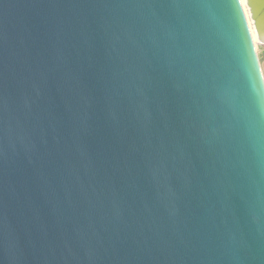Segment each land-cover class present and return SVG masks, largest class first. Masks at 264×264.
Instances as JSON below:
<instances>
[{
	"label": "water",
	"instance_id": "obj_1",
	"mask_svg": "<svg viewBox=\"0 0 264 264\" xmlns=\"http://www.w3.org/2000/svg\"><path fill=\"white\" fill-rule=\"evenodd\" d=\"M0 264H264L241 0H0Z\"/></svg>",
	"mask_w": 264,
	"mask_h": 264
},
{
	"label": "rangeland",
	"instance_id": "obj_2",
	"mask_svg": "<svg viewBox=\"0 0 264 264\" xmlns=\"http://www.w3.org/2000/svg\"><path fill=\"white\" fill-rule=\"evenodd\" d=\"M241 2L243 4L248 19L252 37L255 43L256 51L259 56L261 54L262 48L264 47V39L261 36L260 28L258 25L257 18L255 16L253 6L251 4V0H241Z\"/></svg>",
	"mask_w": 264,
	"mask_h": 264
},
{
	"label": "bare ground",
	"instance_id": "obj_3",
	"mask_svg": "<svg viewBox=\"0 0 264 264\" xmlns=\"http://www.w3.org/2000/svg\"><path fill=\"white\" fill-rule=\"evenodd\" d=\"M252 4H253V7H254V11L256 13L259 12V15H260V9H259V5H258V2L257 0H251ZM262 35V38L264 39V33L261 34Z\"/></svg>",
	"mask_w": 264,
	"mask_h": 264
},
{
	"label": "crops",
	"instance_id": "obj_4",
	"mask_svg": "<svg viewBox=\"0 0 264 264\" xmlns=\"http://www.w3.org/2000/svg\"><path fill=\"white\" fill-rule=\"evenodd\" d=\"M260 57V62H261V66H262V70H263V74H264V47L262 48L261 54L259 55Z\"/></svg>",
	"mask_w": 264,
	"mask_h": 264
}]
</instances>
